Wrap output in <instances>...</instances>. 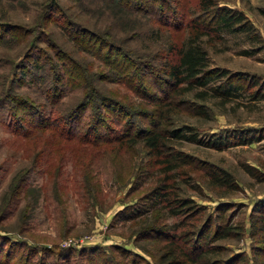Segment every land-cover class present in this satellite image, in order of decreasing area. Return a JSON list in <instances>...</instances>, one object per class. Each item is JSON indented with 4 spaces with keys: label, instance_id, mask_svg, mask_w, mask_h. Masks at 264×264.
<instances>
[{
    "label": "rangeland",
    "instance_id": "rangeland-1",
    "mask_svg": "<svg viewBox=\"0 0 264 264\" xmlns=\"http://www.w3.org/2000/svg\"><path fill=\"white\" fill-rule=\"evenodd\" d=\"M212 2L250 27L200 0H0V264H264V0ZM195 26L227 95L163 72Z\"/></svg>",
    "mask_w": 264,
    "mask_h": 264
},
{
    "label": "trees",
    "instance_id": "trees-1",
    "mask_svg": "<svg viewBox=\"0 0 264 264\" xmlns=\"http://www.w3.org/2000/svg\"><path fill=\"white\" fill-rule=\"evenodd\" d=\"M200 3H202V7H204L205 10H207V13L204 15L203 20L208 25L209 23H213L217 27H220L222 24L224 28L227 29H248L250 27V24H247L240 14L237 11H233L231 9H228L227 7H218L215 5V3L212 2V0H200ZM261 13L264 16V6L260 8ZM208 15L207 19H205V16ZM209 20V21H208ZM236 23L237 26H232V24ZM201 27V26H200ZM195 29H197V33L195 36H188L179 46L176 52V57L174 60L165 62V65L163 66V72L167 74L169 77H171L175 83H181L186 82L188 84H194V85H208V88H210L214 93H219L222 95H227L231 92L230 90V78L221 80L219 83L216 84H209L211 83V80H215V76L224 75V71L221 69H213L208 68L207 65V58H206V52L203 48V46L198 42V35L199 30L195 26ZM108 45V44H107ZM167 65V68H166ZM233 85V84H231ZM259 95L264 96V91L260 92ZM104 106L105 108L108 107V109H112L115 106H113L110 102L112 100L109 98H105ZM87 105V104H85ZM172 133H177V129H170L169 130ZM238 132H235L234 135H236ZM229 134H224L219 136L218 138H211L212 140H205L207 144L213 145V146H222L227 145V136ZM160 132H154L152 135L145 136L143 138V141L146 145H149L150 147H157L162 145V142H160ZM192 136L191 138H193ZM240 137V136H239ZM161 153V152H160ZM177 158L180 156L175 155ZM174 157V156H173ZM175 157V158H176ZM182 162H184L182 160ZM188 162V161H187ZM213 176L214 179L219 182L220 184H226L230 185L232 183V180L230 177H228L227 173L222 172L221 174L214 173ZM186 198H180L178 201H180V206L182 207L183 204H185ZM187 205V204H186ZM185 205V207H186ZM188 206V205H187ZM263 241H264V233H263Z\"/></svg>",
    "mask_w": 264,
    "mask_h": 264
}]
</instances>
